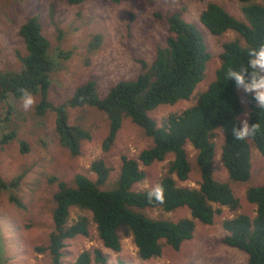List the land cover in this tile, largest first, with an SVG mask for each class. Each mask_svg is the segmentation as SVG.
<instances>
[{
    "label": "trees",
    "instance_id": "16d2710c",
    "mask_svg": "<svg viewBox=\"0 0 264 264\" xmlns=\"http://www.w3.org/2000/svg\"><path fill=\"white\" fill-rule=\"evenodd\" d=\"M64 1L80 3L84 0ZM238 2L242 4L244 20L231 15L215 2H209L200 12L199 24L184 18L180 11L168 14L165 16L169 31L165 44L157 46L151 61L139 60L142 71L135 78L120 79L103 96L97 91L96 81L88 78L75 87L66 102L57 105L48 100L51 74L63 59L69 58L71 50H51L36 16L29 17L20 27L26 53L18 56L22 63L19 70L0 69V103H5L8 108L11 100L21 97L20 89L26 88L38 94L40 98L35 105V114L41 116L48 110L54 111L55 134L60 144L68 148L73 156L80 153L82 141L90 139L91 133L80 123L69 122L67 107L93 108L107 117L109 131L102 141L105 151L114 143L125 117L130 118L151 139V144L138 156H121L118 180L112 188L102 187L110 170L103 158L90 163L95 179L80 172L75 173L70 182L56 176L50 178L58 187L53 194V228L48 245L36 247L39 252L48 250L50 264H61L65 240L79 234L89 235L88 215H80L74 222L67 223L72 206L90 213L102 245L115 252L121 250L120 230L124 228L132 237L137 255L143 260L160 256L165 243L178 249L184 240L192 238L194 219L211 224L224 206L237 210L240 202L230 182L213 177L214 138L222 131L221 160L233 183L248 180L252 149L264 156V109L257 106L253 94L245 92L241 97L234 79L227 77L230 68L239 70L241 66H247L248 49L264 45V5L253 0ZM201 27L214 35L228 30L238 35L222 43L219 64L216 69L213 68V78L209 81L212 54ZM100 41L98 34L94 46ZM202 83H206V88H200ZM191 97L195 100L193 104L180 112H170L161 125H157L155 118L149 115L159 105L174 104ZM242 115L249 125L258 123L260 131L254 137L237 141L233 129L241 127L242 119H245ZM14 136L15 130L4 133L0 143ZM21 143V150L25 152L27 143ZM187 143L196 151L197 187L178 183L187 180L192 170ZM168 154H172L173 158L167 161L166 171L157 183L163 186L164 203L149 202L147 191L151 187L135 190L132 186L145 177L141 165L149 166L162 161ZM23 177L24 173H18L5 180L0 175V190L18 187ZM246 198L255 205V214L237 213L224 218L222 226L227 233L221 242L245 252L247 264H264V184L249 186ZM9 199L23 206L13 194ZM177 207H187L191 216L170 220L153 218L143 212L147 208L171 211ZM93 258L100 264H107V256L100 249L93 251ZM90 261V251L83 250L70 264H89Z\"/></svg>",
    "mask_w": 264,
    "mask_h": 264
},
{
    "label": "rangeland",
    "instance_id": "374dc122",
    "mask_svg": "<svg viewBox=\"0 0 264 264\" xmlns=\"http://www.w3.org/2000/svg\"><path fill=\"white\" fill-rule=\"evenodd\" d=\"M253 1L264 5V0ZM209 2L218 3L236 18L244 20L242 4L238 0H84L80 3L64 0H0V69H20L22 63L18 56L26 53L20 27L29 17L36 16L51 50H71L69 58L63 59L51 74L48 100L53 105L66 102L75 87L88 78L96 81L97 91L103 96L120 79L135 78L142 71L139 60L151 61L157 46L165 44L169 32L165 16L180 11L184 18L199 24L200 12ZM201 30L212 54L209 81L219 64L218 54L222 51V43L238 35L231 30L221 35L211 34L203 27ZM98 34L101 41L94 46ZM205 86L206 83H202L200 88ZM244 93L240 89L241 97ZM32 94L38 103L40 96ZM194 101L191 97L174 104H162L149 115L155 118L157 125H161L170 112H180ZM244 103L246 105V101ZM8 108L5 103H0V138L11 130H15V136L0 143V175L5 180L18 173H24V177L18 187L0 190V264H50L48 250L39 252L36 249L37 246L48 245L53 228V194L58 187L50 178L56 176L70 182L73 175L80 172L95 179L90 163L103 158L110 170L102 187L112 188L118 180L121 156H138L142 149L151 144V139L130 118L125 117L114 143L105 151L102 141L109 131L107 117L93 108L82 110L67 107L69 122L80 123L91 133L90 139L82 141L80 153L73 156L68 148L60 144L55 134L54 111L48 110L41 116L35 114V106L25 111L21 97L11 100ZM221 133L214 138L213 177L218 181L230 182L235 196L239 198L237 210L224 206L211 224L194 219L192 238L184 240L178 249L165 243L160 256L143 260L137 255L132 237L124 228L120 230L121 250L115 252L102 245L90 213L72 206L67 223L74 222L80 215H88L89 235L79 234L65 240L61 264H70L83 250L91 253L89 264H100L93 258L95 249H100L107 256V264H247L245 252L221 242L227 233L222 221L237 213L255 214V205L247 200L246 189L251 185L264 184V156L252 149L248 180L233 183L221 160ZM21 141L27 143L25 152L21 150ZM186 149L192 170L187 180L178 183L197 187L199 171L194 160L196 151L189 143ZM172 158V154H168L162 161L149 166L141 165L145 177L134 183L132 189L143 190L157 184L166 171L167 161ZM10 194L16 196L23 206L11 201ZM143 212L153 218L170 220L191 216L187 207H177L171 211L147 208Z\"/></svg>",
    "mask_w": 264,
    "mask_h": 264
},
{
    "label": "clouds",
    "instance_id": "9594fccd",
    "mask_svg": "<svg viewBox=\"0 0 264 264\" xmlns=\"http://www.w3.org/2000/svg\"><path fill=\"white\" fill-rule=\"evenodd\" d=\"M248 56L247 66H241L239 70L230 68L227 72V77L228 79H234L237 88L253 94L257 106L264 109V45H261L258 49H248ZM249 69L251 70L250 72ZM20 92L23 109L25 111L31 110L37 104L36 97L26 88L20 89ZM259 131L260 125L258 123L249 125L247 119H245L242 121L241 127L233 129V135L237 141H243L254 137ZM147 198L149 202L155 200L158 203H164L163 186L161 184L152 186L147 191Z\"/></svg>",
    "mask_w": 264,
    "mask_h": 264
}]
</instances>
